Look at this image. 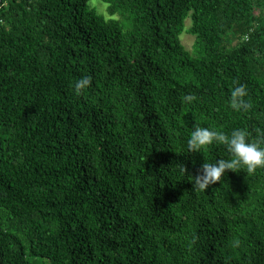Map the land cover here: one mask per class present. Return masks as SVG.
Listing matches in <instances>:
<instances>
[{
    "label": "trees",
    "instance_id": "obj_1",
    "mask_svg": "<svg viewBox=\"0 0 264 264\" xmlns=\"http://www.w3.org/2000/svg\"><path fill=\"white\" fill-rule=\"evenodd\" d=\"M195 124L259 138L264 0H3L0 264H264V168L194 188Z\"/></svg>",
    "mask_w": 264,
    "mask_h": 264
},
{
    "label": "clouds",
    "instance_id": "obj_2",
    "mask_svg": "<svg viewBox=\"0 0 264 264\" xmlns=\"http://www.w3.org/2000/svg\"><path fill=\"white\" fill-rule=\"evenodd\" d=\"M91 81L92 78L90 76L82 77L76 81L77 94L87 89L91 85ZM247 96V85L237 83V86L231 92V108L237 112L250 110L253 105L246 99ZM182 99L191 104L197 100V96L193 93H187ZM257 132L259 133V138L253 141L250 139L249 132L244 128H236L228 133L212 127L195 124L187 141L190 153H205V149L209 146L223 144L227 146L231 158H220L210 163L205 162L202 165V172L195 176L194 188L207 190L210 185L223 180L228 170L239 171L244 169L249 174L255 173L258 168H264V129H257Z\"/></svg>",
    "mask_w": 264,
    "mask_h": 264
},
{
    "label": "rangeland",
    "instance_id": "obj_3",
    "mask_svg": "<svg viewBox=\"0 0 264 264\" xmlns=\"http://www.w3.org/2000/svg\"><path fill=\"white\" fill-rule=\"evenodd\" d=\"M100 8H101V11L105 12V5H100ZM187 24L189 25L190 24V20L187 21ZM233 38V37H232ZM181 39H182V42L184 43V45L188 48V49H192L193 47V44L195 42V36L191 35L190 33L188 32H184L182 35H181Z\"/></svg>",
    "mask_w": 264,
    "mask_h": 264
},
{
    "label": "water",
    "instance_id": "obj_4",
    "mask_svg": "<svg viewBox=\"0 0 264 264\" xmlns=\"http://www.w3.org/2000/svg\"><path fill=\"white\" fill-rule=\"evenodd\" d=\"M2 1H3V0H0V5H1Z\"/></svg>",
    "mask_w": 264,
    "mask_h": 264
}]
</instances>
